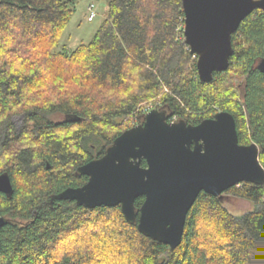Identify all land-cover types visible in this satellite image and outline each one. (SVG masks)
Returning <instances> with one entry per match:
<instances>
[{"label": "trees", "instance_id": "1", "mask_svg": "<svg viewBox=\"0 0 264 264\" xmlns=\"http://www.w3.org/2000/svg\"><path fill=\"white\" fill-rule=\"evenodd\" d=\"M72 12L68 0H0V174L13 189L0 192V264H264V183L223 192L254 203L240 216L201 191L175 248L139 232L119 205L56 196L85 184L78 166L142 123L140 103L157 96L153 109L168 121L230 112L239 143H256L264 168V11L240 22L228 68L208 82L184 42L182 0H107L89 42L55 51Z\"/></svg>", "mask_w": 264, "mask_h": 264}, {"label": "water", "instance_id": "2", "mask_svg": "<svg viewBox=\"0 0 264 264\" xmlns=\"http://www.w3.org/2000/svg\"><path fill=\"white\" fill-rule=\"evenodd\" d=\"M256 8L264 11V0H182L184 42L197 56L201 81L228 68L232 35ZM256 66L264 73V57ZM77 169L88 176L87 182L64 188L57 198L89 208L119 205L139 232L171 248L180 244L186 214L201 191L223 201V192L240 182L264 183L259 148L254 142L239 143L228 111L192 125L170 122L165 111L151 109L101 157ZM12 190L8 173H1L0 192L11 196ZM139 196L144 199L137 215L134 201ZM6 222L0 216V227Z\"/></svg>", "mask_w": 264, "mask_h": 264}, {"label": "rangeland", "instance_id": "3", "mask_svg": "<svg viewBox=\"0 0 264 264\" xmlns=\"http://www.w3.org/2000/svg\"><path fill=\"white\" fill-rule=\"evenodd\" d=\"M68 3L73 9L72 16L62 31L59 44L54 48L55 51L64 50L69 52L79 44L89 42L103 21L107 11V0H68ZM90 5L93 6L95 15L93 20L88 21L87 17L90 13L88 7ZM159 101L160 97L157 96L145 100L140 104L141 106L151 105L152 108H154V106H156ZM20 117V115L13 116V122L16 127H19L21 124ZM57 118H63L62 114H59ZM134 120L135 116L129 119V122L133 123ZM222 204L230 213L235 216L243 215L254 209V203L252 201L235 196L233 194L224 193Z\"/></svg>", "mask_w": 264, "mask_h": 264}, {"label": "built area", "instance_id": "4", "mask_svg": "<svg viewBox=\"0 0 264 264\" xmlns=\"http://www.w3.org/2000/svg\"><path fill=\"white\" fill-rule=\"evenodd\" d=\"M88 9H89L90 13H89V16L87 17V20L88 21H91V20H93V17L95 15V12L93 11V6L92 5H90L88 7ZM151 109H153L151 105H144V106L141 107V110H142V112L144 114H146L147 112H149ZM175 121H176L175 118H173V119L170 120V122H175Z\"/></svg>", "mask_w": 264, "mask_h": 264}, {"label": "flooded vegetation", "instance_id": "5", "mask_svg": "<svg viewBox=\"0 0 264 264\" xmlns=\"http://www.w3.org/2000/svg\"><path fill=\"white\" fill-rule=\"evenodd\" d=\"M20 122H22V116L20 117ZM21 125V124H20ZM87 176V175H86ZM87 180H88V176H87ZM87 182V181H86ZM85 182V183H86ZM69 187V186H68Z\"/></svg>", "mask_w": 264, "mask_h": 264}]
</instances>
